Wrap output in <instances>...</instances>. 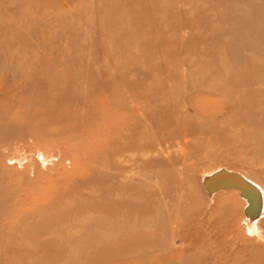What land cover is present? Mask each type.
<instances>
[{"label": "rangeland", "instance_id": "374dc122", "mask_svg": "<svg viewBox=\"0 0 264 264\" xmlns=\"http://www.w3.org/2000/svg\"><path fill=\"white\" fill-rule=\"evenodd\" d=\"M33 67L80 97L40 100ZM17 113L0 264H264L249 197L207 183L242 173L264 192V0H0V115Z\"/></svg>", "mask_w": 264, "mask_h": 264}, {"label": "bare ground", "instance_id": "6f19581e", "mask_svg": "<svg viewBox=\"0 0 264 264\" xmlns=\"http://www.w3.org/2000/svg\"><path fill=\"white\" fill-rule=\"evenodd\" d=\"M39 71H42L41 74H43V75L50 73V70L48 68H42V69H39ZM38 74H39L38 70L33 67V69L31 70V72L28 75V78L26 77L27 80L25 82L26 83L25 86H27L29 84H32L33 85L32 89L40 88L41 93H40V96H38L40 100H50V98L53 99L55 97V95H61V94H63V96H65L67 93H70V91H72L71 93H73L74 95H78L77 96L78 98L80 97L79 95L81 94V90L80 89H76L75 90V87L72 86V81H73L72 78L71 79L67 78L65 80L58 79L59 81H57V83L49 84V86L47 85V87L44 88V84L41 83L42 81L40 79H38ZM32 78H33V80H32ZM73 78L75 79L77 77H73ZM61 83L65 84L64 88H62L63 85ZM66 86H69V87H66ZM34 102H35V99L31 98L30 101H28V104H26V105L27 106H29V104L32 105V103L34 104ZM119 105L120 106H124L125 103H121L120 102V103L116 104L115 107H114V110H113V114H116L117 112H119L118 111V108L120 107ZM41 107H42V109L44 108V106H41ZM40 108H39L38 111L33 112L31 114L32 115L35 114L34 116H36V114H39V113H42L45 116L49 115V111H47L45 109L43 111H41ZM23 116H24L23 114H21V113L18 114L17 113L16 114V118L14 119L15 121L14 120L13 121H8V120L5 119V116L0 115V140L1 141L19 140L20 138L25 136V134L22 131L19 130L18 124H17V121H18L17 118L18 119H22ZM64 119H66L64 116H58L55 120L62 121ZM48 120H47V122H48ZM54 123H55V121H54ZM46 124H47L46 122H43L42 124H39L40 128H39V126H35V125H33V126L30 125L29 126V124H28L29 127L27 126V131L26 132H28V134H29V132H32V133L36 132V134H38L39 131H40L39 129H41L43 127H46V129H48V126H46ZM115 127H116V129L120 128L121 127V123L115 125ZM261 127H263V126L261 125ZM3 128H6V130L3 131ZM263 129L264 128L260 129V131L263 130ZM260 142L261 143H259L258 147H256V148H257V151L262 156H264V141H260ZM47 147L40 148L38 150V152H36V154H38V156L41 158V160H43L44 163L45 162L47 163L48 160L52 159V157H53L52 152L49 151V149H47ZM128 147H131V146H128L127 144H124L122 149H125V148H128ZM23 150H24V148L22 149V148L17 147L15 149V151L12 152L8 156V159L11 160V161L17 160V161H19L21 163L23 161H27L29 166L31 168H33V161H32L33 159L30 158L28 156V154L26 152H24ZM230 173H235V172H230ZM241 174L235 173V175L234 176H230L229 180L227 179L226 182H219L218 183L216 181H213V180L209 179L207 181V183H208L209 186L213 187V189H216V187H218L219 184H221V185L227 184V186H223V187H234V188L238 187V188H240L239 186H241V188H240L241 192L246 194V195H248V197H249L248 199L244 197V199L246 200V202L248 204V209H247L248 218L251 219V220H260L259 215L260 214H264V192H263V190L261 189V187L258 184L252 182L251 180H249L245 176H242Z\"/></svg>", "mask_w": 264, "mask_h": 264}, {"label": "clouds", "instance_id": "9594fccd", "mask_svg": "<svg viewBox=\"0 0 264 264\" xmlns=\"http://www.w3.org/2000/svg\"><path fill=\"white\" fill-rule=\"evenodd\" d=\"M241 224L245 227L246 235L250 238L254 237L256 240L264 242V229L260 228L259 220H251L246 217L241 221Z\"/></svg>", "mask_w": 264, "mask_h": 264}, {"label": "water", "instance_id": "95a60500", "mask_svg": "<svg viewBox=\"0 0 264 264\" xmlns=\"http://www.w3.org/2000/svg\"><path fill=\"white\" fill-rule=\"evenodd\" d=\"M235 173H230V172H221L220 174H218L215 178L211 179L213 181H216V182H226V180L230 178V176H234ZM223 186H227V184H224V185H221L219 184L218 187H216V189L218 188H222ZM241 188V186H239ZM244 194V193H243ZM246 195V194H244ZM248 197V195H246Z\"/></svg>", "mask_w": 264, "mask_h": 264}]
</instances>
